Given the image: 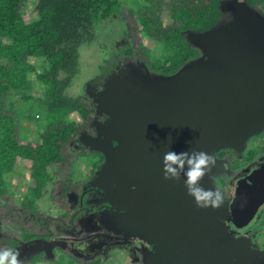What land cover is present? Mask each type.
<instances>
[{"label": "water", "instance_id": "water-1", "mask_svg": "<svg viewBox=\"0 0 264 264\" xmlns=\"http://www.w3.org/2000/svg\"><path fill=\"white\" fill-rule=\"evenodd\" d=\"M240 5L247 11H238ZM224 7L230 19L188 35L202 55L181 72L150 74L144 69L134 82L125 78L130 66L115 81H107L101 93H93L96 111L106 118L93 124L94 136L78 135L84 146L104 157L92 184L116 197L109 204L114 220L156 244L148 253L159 264H218L231 255L223 245L236 246L200 213L202 208L183 202L189 196L183 175L179 181L163 175V155L169 148L215 155L225 147L240 149L247 136L264 127V17L250 14L258 12L244 0ZM221 168L217 160L210 175L215 177ZM211 182L205 176L201 184L208 189ZM174 186L180 198H166ZM37 243L22 246V252L50 255L48 243Z\"/></svg>", "mask_w": 264, "mask_h": 264}, {"label": "trees", "instance_id": "trees-1", "mask_svg": "<svg viewBox=\"0 0 264 264\" xmlns=\"http://www.w3.org/2000/svg\"><path fill=\"white\" fill-rule=\"evenodd\" d=\"M138 1L142 3L124 8L135 21V33L158 41L165 48L162 63L158 61L156 65L146 59V66L156 74L170 75L199 54L189 43L188 35L230 19V11L224 3L234 0ZM244 1L254 11L260 12L259 7L264 6V0ZM30 2L0 0V209H5L4 214L0 212V220L9 222H14L9 210L16 209L7 199L10 195L3 187L2 176L13 172L15 159L19 157L28 162L27 177L33 180L32 192L26 193L18 205L22 210L31 209L30 204L51 179L47 168L65 160L64 151L78 133L92 131L94 104L84 95L85 83L77 94L67 91L79 69L78 45L93 39L98 28L116 19L123 27L119 36L130 43L134 40L133 49L127 46L117 51L104 44L99 47L102 59H109L111 49L128 58L133 52L140 54V60L147 55L138 36L132 40L128 35L122 12L124 0H35V17L25 21L21 12ZM32 57L40 59L41 67L38 68L33 59L30 61ZM32 79L42 86V97L37 98L36 103L46 123L37 141L31 143L30 140L22 141L19 135L22 113L11 103L9 95L19 93L21 99L28 101L31 96L25 91L31 87ZM73 112L77 115L74 119L70 118ZM87 150L76 152L71 161L78 154L88 153ZM4 240L1 245L4 243L6 248L13 244L12 236ZM31 260L37 261L39 257L35 255Z\"/></svg>", "mask_w": 264, "mask_h": 264}, {"label": "flooded vegetation", "instance_id": "flooded-vegetation-1", "mask_svg": "<svg viewBox=\"0 0 264 264\" xmlns=\"http://www.w3.org/2000/svg\"><path fill=\"white\" fill-rule=\"evenodd\" d=\"M131 62L134 61H123V64ZM98 71L100 72V69ZM104 118L105 116L97 117L91 123L92 131L88 135H95L93 124L96 121L102 122ZM70 144L86 149L76 143V137ZM87 152L91 158V165L95 167L104 160L99 152L89 150ZM215 157L222 164V168L218 170L219 174L214 177L210 185L211 188L221 190L224 203L218 209H202L205 212L200 213H205L219 228L223 229L226 235L223 234L222 237H229L236 243V246L228 248H226L228 243L223 245L232 256L225 254L221 263L218 264H264V127L257 133L247 136L240 149L221 148L215 152ZM94 171L91 168L88 175L78 174L74 179L71 177L72 171H67L62 182L50 179V185L53 187L51 202L64 213L48 214L46 220H43L41 218L43 212L37 209L35 200L30 204L31 209L27 207L24 210L13 203V208L17 207L18 215L12 218L14 222L3 221V223L17 229L23 241L28 242L26 245L33 244L34 241H37L39 246L48 243L50 255L55 251L53 246L59 244L61 251L57 253L58 255L68 256L71 252L75 257H93L90 261H94L97 256L102 259L101 256H105L104 253L109 248L116 246L121 251L124 250L125 256H128V260L131 261L134 248L140 249L145 244L141 240L129 238L121 233L116 234L103 227L83 232L82 223L85 217H81L80 214L85 215L89 212V217L96 220L100 210H110V205L105 202L101 188L92 185ZM245 175L248 176L243 178ZM177 191L176 186L168 189L165 192L166 198L177 200V196L180 198ZM259 199H261L260 204L257 203ZM188 201L192 205L196 204L191 196L183 200L185 203ZM28 214L32 215V221ZM52 238L54 240H50ZM48 240L50 243L47 242ZM23 253L27 254V252ZM43 254L42 251L35 252L29 260L35 255L41 258Z\"/></svg>", "mask_w": 264, "mask_h": 264}, {"label": "rangeland", "instance_id": "rangeland-1", "mask_svg": "<svg viewBox=\"0 0 264 264\" xmlns=\"http://www.w3.org/2000/svg\"><path fill=\"white\" fill-rule=\"evenodd\" d=\"M34 1L31 0L30 4L27 5L24 10H22L21 14L23 19L25 21H30L31 18L35 17V9H34ZM142 2H137V0H124V6L122 9L123 12V17L125 18L127 29L129 32V37L136 38V35L138 36V39L140 41V46L141 48L145 49L147 52V55L143 56V59L140 60V55L137 52H133L131 54V58H128V56L117 53L113 49L110 51V57L109 59L104 61L102 60V54L100 50L102 48H99L100 46L106 44L109 47H112L116 49L117 51L121 49H125L127 46H131V50L133 49V42H129L125 37L119 36L123 32V27L122 24L119 20H113V21H108L106 24L102 25L100 28L96 30V34L94 35L93 39H91L88 42L85 43H80L77 47L78 50V61H79V69L78 72L73 75V78L71 80L70 86H68L67 91L68 93L74 95L77 94L80 91V86L85 83L86 90H85V96L91 99V102H93V98H95V94L93 93H101V90H103V86L107 81L113 82L115 81L116 76L120 72H125L130 66H132V69L130 72L127 73V76H125L126 79L131 80V81H136L138 80L139 77H142V74L144 73L143 70L146 69L150 74H156L153 71L149 70L148 67L146 66V59L150 61V63H154L157 65V63H162L163 62V57L165 56V48H163L162 45L157 41H153L150 38H142L141 34L135 33V24L132 20V18L128 15L126 10L124 9L127 5H137ZM245 5H240L237 10L240 11V9L246 10L247 7H243ZM261 10L258 13L250 12V14L254 16H261L262 18L264 17V6L259 7ZM249 10V9H248ZM247 11V10H246ZM165 15V11H162ZM251 16V15H249ZM140 35V36H139ZM263 36V35H262ZM136 45H134V48ZM202 53L199 51V54L196 58L201 56ZM34 60L37 62V66L41 67L40 59L37 57H32L30 58L31 60ZM127 60H133L134 62L132 63H127L123 64V61ZM159 61V62H158ZM190 61L184 63L178 70H176L174 73L170 74H176L178 73L184 65H188ZM165 64V63H164ZM167 65V64H165ZM188 67V66H187ZM100 69V72L98 71ZM147 72V73H148ZM181 72V71H180ZM183 72V71H182ZM148 73V74H149ZM149 74V76H150ZM161 74V73H159ZM31 78H33L31 76ZM42 86L37 82L36 80L32 79L31 82V87L29 88L28 91H25V94L30 95L31 98L27 100L21 99V96L19 93H12L9 95V100L11 103H14L15 106L18 107V109L22 113V117H20L19 120V125H20V137L22 141L30 140L32 143L35 140L37 141L39 132L42 131L43 126L46 123V119L43 116L42 112L39 109V106L37 105L36 101L37 98L40 99L42 97ZM94 104V120L97 117L100 116H105L101 115V113L96 111L95 108V102ZM129 115V114H128ZM76 112H73L70 114V118H76ZM106 118V116H105ZM104 118V119H105ZM103 119V120H104ZM99 122V121H96ZM79 133L76 135V143L79 145H82V147L87 148L89 151L90 150L88 147L84 146L80 142V139L78 137ZM113 144V142H111ZM80 146L69 144L68 147H66L64 151L65 155V160L57 162V164H54L52 167L50 166L47 168V171L50 175V178L54 181H63L62 178L65 177L67 171H72V178L76 175H84V174H89L90 170L92 168V171L97 169L98 166L95 167V165H91L90 160L91 158L89 157L88 153H84L83 155L78 154L75 160H72V156L76 154V152L79 151ZM97 152V151H96ZM68 161H71V163L68 164ZM15 167L13 172L3 174L2 176V181H3V187H5L6 192L11 196L7 198L10 200V204L13 205L18 203L23 200L24 196L26 193L29 194L31 193L32 190L30 187L33 186V180L27 177L28 173V162L24 161L22 158H17L15 159ZM69 166V167H68ZM85 176V175H84ZM94 176V174H93ZM93 185V184H92ZM94 186V185H93ZM97 187V186H96ZM52 185H50V181H48L43 188L41 189V194L39 197L37 196L35 199V204L37 206V209L40 212H43L41 215H43L41 218L43 220H46V217L49 215H57V213H64L58 206H55L51 202V198L53 199V189ZM99 188V187H98ZM103 191V189L101 188ZM52 194V196H51ZM104 197H107L109 201L105 199V202L107 204H112L115 202V198L112 194H107L104 191L103 192ZM7 195H5L6 197ZM3 199V197L1 196ZM1 200V199H0ZM57 200V197L55 201ZM13 207V206H12ZM1 213H5V209H0ZM17 211V207H16ZM15 210L12 209L11 216L17 217L18 213H16ZM114 212V211H113ZM113 212L112 210L108 209H102L97 213L96 220L89 217V212H86L85 215L80 214L81 217L84 218V222L82 223V228H84L83 232H90L94 228H107L108 231H113L114 233L118 234H124V236H127L132 239H139L141 240L144 246H141L140 249L134 248L133 250V259L130 261L128 260V256H125V253L123 252L124 250L121 251V249L116 246H113V248H109L104 254L105 256H97L94 261H90L93 259L92 258H83L82 256H73L74 253L69 252L68 256H65V254L58 255L60 250L59 244H55L53 247L55 248V251L52 252L51 255H45L41 256L39 260H35L34 262L29 260L30 256L33 255L35 252L39 251H34L33 254H25L22 252L21 247L26 245L28 242L23 241L21 233L15 229L14 227L7 225L3 223V221H8L1 219L0 220V250L5 249V244L2 243L6 237L12 236L13 238V244L9 247L12 249H18L21 252V259L24 261V264H91V263H98V264H159L157 261H152L149 258V253L150 250L152 249L153 246L156 244L152 243L151 241H144L142 237L138 234H134L132 232H127L124 228H121L120 225H118V221L114 220L113 217ZM27 216H30V220H33V217L31 214H28ZM130 216H135V213L132 212L130 213ZM2 221V222H1ZM9 222V221H8ZM50 240H54L53 238ZM5 241V240H4ZM47 242L50 243L48 240ZM52 247V248H53ZM129 254V253H128ZM136 256V258H134ZM94 263V264H95Z\"/></svg>", "mask_w": 264, "mask_h": 264}, {"label": "clouds", "instance_id": "clouds-1", "mask_svg": "<svg viewBox=\"0 0 264 264\" xmlns=\"http://www.w3.org/2000/svg\"><path fill=\"white\" fill-rule=\"evenodd\" d=\"M217 166L215 155L203 150L176 152L169 148L163 155V175L165 180L179 181L185 177L184 184L189 196L193 197L197 207L202 209L220 208L224 196L218 188H204L201 181L205 176L214 179L210 174ZM18 249L0 250V264H24Z\"/></svg>", "mask_w": 264, "mask_h": 264}]
</instances>
